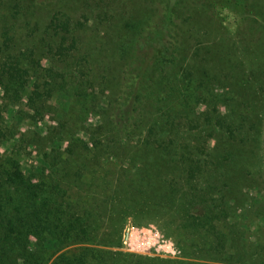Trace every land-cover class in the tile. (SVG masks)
I'll return each mask as SVG.
<instances>
[{"label": "trees", "instance_id": "obj_1", "mask_svg": "<svg viewBox=\"0 0 264 264\" xmlns=\"http://www.w3.org/2000/svg\"><path fill=\"white\" fill-rule=\"evenodd\" d=\"M146 1L0 0V264H264V35ZM154 218L183 259L111 250Z\"/></svg>", "mask_w": 264, "mask_h": 264}, {"label": "rangeland", "instance_id": "obj_2", "mask_svg": "<svg viewBox=\"0 0 264 264\" xmlns=\"http://www.w3.org/2000/svg\"><path fill=\"white\" fill-rule=\"evenodd\" d=\"M144 1V0H139ZM175 1V0H173ZM178 1V0H176ZM173 2L174 4L177 2ZM151 3L150 0L146 1ZM256 2H262L261 0H183L182 3H178V7L183 9L184 12L192 10L195 12L197 9H202L203 15H206L210 20L212 26L215 29H219L229 36L235 44V50L238 55L245 52V49L240 44L241 41L246 42L249 40L246 34L249 30H253L255 36L264 35V26L262 29V21H260L253 13V7ZM55 3V2H54ZM53 3V4H54ZM202 4V5H201ZM154 8H164L170 6L169 2H158L152 4ZM151 5V6H152ZM54 5H50L49 9L44 11H49L50 13L55 11L52 8ZM45 8V7H44ZM43 13V12H42ZM49 13V14H50ZM48 15L44 14V19ZM264 23V22H263ZM252 32V31H251ZM251 34V33H250ZM251 49V48H250ZM156 55H160L157 53ZM43 66H46V62H42ZM2 91L0 89V99L2 98ZM225 94L223 91H218L217 95L222 97ZM260 104L264 108V91L260 94ZM50 103L49 105H51ZM23 105L28 112L34 113L29 109L28 102L23 101ZM19 106L15 105L14 109H18ZM193 108V107H192ZM225 109V107H223ZM54 115H46L39 119L37 125L32 123L28 125L31 129H34L38 133L45 134V130H48L55 125ZM56 118V117H55ZM98 113H91L86 118V124L96 125L98 122ZM264 120V116H263ZM27 126V127H28ZM26 127V128H27ZM20 132H24L26 129L24 125H19ZM46 132V133H47ZM83 139V137H81ZM84 140V139H83ZM33 142V141H32ZM39 144V143H34ZM37 145H31L28 147L27 153L22 152L21 160L23 166L28 173L32 167L39 166L42 164V159L40 154L46 153L48 149V144L40 143ZM59 146L66 148L65 143H60ZM43 147V148H41ZM41 151V152H40ZM24 153V154H23ZM29 175V174H28ZM34 182H37L36 178H33ZM264 179V178H263ZM251 196L257 199V201H264V181L260 183L259 188L256 190H251ZM264 223V218L260 220ZM33 240V239H32ZM114 251H121L124 253L135 254L140 256L152 257V258H162V259H172L180 260L183 259V254L181 249L177 246L173 239L169 238L164 230L163 224L158 219H142L135 221L129 219L123 229L121 244L117 248H111Z\"/></svg>", "mask_w": 264, "mask_h": 264}]
</instances>
